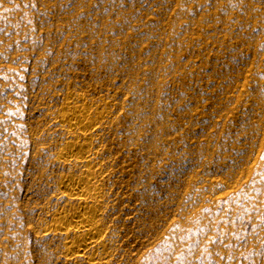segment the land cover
I'll return each instance as SVG.
<instances>
[{"label":"rangeland","instance_id":"1","mask_svg":"<svg viewBox=\"0 0 264 264\" xmlns=\"http://www.w3.org/2000/svg\"><path fill=\"white\" fill-rule=\"evenodd\" d=\"M70 174L103 254L44 231ZM0 264H264V0H0Z\"/></svg>","mask_w":264,"mask_h":264},{"label":"bare ground","instance_id":"2","mask_svg":"<svg viewBox=\"0 0 264 264\" xmlns=\"http://www.w3.org/2000/svg\"><path fill=\"white\" fill-rule=\"evenodd\" d=\"M91 112L85 106H82L79 110H72L69 108V104L65 106V110L60 112L59 123L65 128L67 135H69L67 140L65 139L66 141L63 143L58 156L60 164L69 168L77 167L86 170L95 163V158L88 145L91 143L79 142L71 136L72 134L79 133L85 138L90 134L96 124V122L90 120L87 116ZM93 112L95 113L94 118L96 120L107 116V113L102 110ZM99 187L94 176L90 174L78 177L70 174L60 181L58 186L60 189L59 193L68 200H75L78 203V207H80L76 210L73 209L74 211L71 210L73 212L60 216L57 215V218H53L50 226L45 228L44 231L46 233L54 232L62 237L63 245L70 256L82 254L89 249L100 251L101 254L105 252L100 242L102 238L101 233L94 226L98 215L92 210L93 204H97L101 200ZM90 202L93 203L91 204L93 206L92 209L89 207ZM71 234L72 237L70 238Z\"/></svg>","mask_w":264,"mask_h":264}]
</instances>
